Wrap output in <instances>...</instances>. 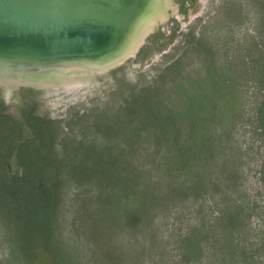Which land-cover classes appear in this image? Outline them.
<instances>
[{"label":"rangeland","instance_id":"1","mask_svg":"<svg viewBox=\"0 0 264 264\" xmlns=\"http://www.w3.org/2000/svg\"><path fill=\"white\" fill-rule=\"evenodd\" d=\"M167 2L113 77L0 95V264H264V0Z\"/></svg>","mask_w":264,"mask_h":264},{"label":"water","instance_id":"2","mask_svg":"<svg viewBox=\"0 0 264 264\" xmlns=\"http://www.w3.org/2000/svg\"><path fill=\"white\" fill-rule=\"evenodd\" d=\"M123 1L119 9L97 3L74 15L60 12L57 0L41 8L0 0V67L27 70L103 60L117 50L123 30L127 32L117 13L138 10L146 2Z\"/></svg>","mask_w":264,"mask_h":264},{"label":"bare ground","instance_id":"3","mask_svg":"<svg viewBox=\"0 0 264 264\" xmlns=\"http://www.w3.org/2000/svg\"><path fill=\"white\" fill-rule=\"evenodd\" d=\"M59 11L65 14L81 15L99 3L101 6H112L119 9L123 0H57ZM168 0H146L137 10L118 12L124 18L123 38L115 52L101 61L95 62H62L48 68L14 69L7 65L0 67V95L7 99L15 93L32 91L35 98H47L61 92H76L84 87H91L103 79H109L118 73L127 59L132 56L145 39V35L153 27L156 18L162 16V10ZM51 0H21V3L41 8ZM160 2H162L160 4ZM108 3V4H106ZM49 11H52L48 7ZM18 63V62H14ZM21 65V64H20ZM19 68V67H18ZM80 92V91H79Z\"/></svg>","mask_w":264,"mask_h":264},{"label":"trees","instance_id":"4","mask_svg":"<svg viewBox=\"0 0 264 264\" xmlns=\"http://www.w3.org/2000/svg\"><path fill=\"white\" fill-rule=\"evenodd\" d=\"M260 119H261V124L263 125L264 128V103L262 108L260 109ZM263 173H264V169H263Z\"/></svg>","mask_w":264,"mask_h":264}]
</instances>
